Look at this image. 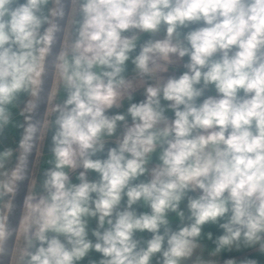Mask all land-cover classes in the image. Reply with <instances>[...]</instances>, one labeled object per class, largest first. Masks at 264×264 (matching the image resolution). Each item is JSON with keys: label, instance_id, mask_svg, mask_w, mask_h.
<instances>
[{"label": "clouds", "instance_id": "1", "mask_svg": "<svg viewBox=\"0 0 264 264\" xmlns=\"http://www.w3.org/2000/svg\"><path fill=\"white\" fill-rule=\"evenodd\" d=\"M16 2L0 0V132L10 123L9 106L21 92L32 97L25 112L37 107L47 58L60 31L56 21L64 18L63 0H26L12 7ZM49 3L53 6L45 15ZM73 3H78L82 17L74 22L76 38L62 46L53 61V74H59L67 92L62 104L53 105L58 115L52 121L49 163L54 166L44 173V194L33 190L23 202L20 264H76L90 250L102 253L100 264H151L156 253H162L163 264H182L199 246L196 239L202 227L229 212L227 222L220 224L224 235L213 254L239 246L241 240L246 246L259 244L264 252V0ZM199 21L206 26L186 34L179 31ZM45 23L48 27L41 33ZM162 26L165 38L145 42L132 59L137 74L155 77L157 70L167 71L174 57L185 56L187 71L163 83L159 76L147 86L146 99L127 109L133 123L118 139V147L109 149L106 159H92L104 150L105 137L115 134L118 122L125 121L124 114L105 113L120 107L126 96L131 99L132 83L123 73L138 34H154ZM126 31L133 34L122 35ZM97 68L101 71H94ZM209 86L219 98L197 105ZM161 100L169 102L173 120L165 115ZM26 121L16 166L5 167L11 149L0 152V200L8 205L7 214L0 216V258L8 255L9 239L19 234V228L15 233L10 228L8 213L18 184L27 178L35 138L45 125L33 122L31 115ZM164 145L151 180L133 185L149 171L150 155ZM79 167L84 169L81 182L71 184L68 173ZM89 170L100 174L98 182L87 180ZM197 189L202 194L187 205L192 223L171 231L168 214L175 212L183 219L179 204L187 191ZM125 195L127 207L116 212L113 221ZM140 201L150 207V214L138 216L132 210ZM88 217H98L100 228L109 225L103 232H93L96 243L87 239ZM145 230L153 236L146 248L138 249L134 234ZM61 235L66 243L58 238Z\"/></svg>", "mask_w": 264, "mask_h": 264}, {"label": "crops", "instance_id": "2", "mask_svg": "<svg viewBox=\"0 0 264 264\" xmlns=\"http://www.w3.org/2000/svg\"><path fill=\"white\" fill-rule=\"evenodd\" d=\"M26 0H17L12 7L18 6V4L25 3ZM53 5L49 3L43 9V14L47 15L48 9H50ZM79 19H82L79 15V5L78 3H73L71 16L69 20V24L67 27L66 35L64 38L63 46L67 47L70 45L71 41L76 38L75 36V23ZM206 26L203 21H199L196 23L189 24L187 27L181 28L179 31L182 34H186L189 31H193L197 28ZM48 27L47 23L43 24L40 28V32L43 33L44 30ZM166 26H162L160 31L157 33H139L136 48L130 53V59L126 62L125 71L123 73L126 79H129L132 83V92L131 99L127 96L124 98L120 107L113 106L111 109L106 111V115L113 116L116 114H124L125 121L118 122L116 132L111 137H105V145L104 150L96 153L92 156V159H106L108 150L111 148L118 147V139L122 138L126 128L131 126L133 121L130 115L127 114V109L133 103H141L146 99L145 89L147 86L154 85L156 83L157 78L161 79V82H166L169 78H179L184 72L187 71L185 64L188 63L189 57L185 56L182 60H177L175 57L173 58L174 63L169 64L167 66V71L161 72L157 70L155 77L144 76L141 78L136 70L135 65L132 63V59L139 54L142 45L149 40H162L166 36ZM133 31H126L122 33L124 36H131ZM179 38V36L177 37ZM235 47L233 48V52L235 51ZM219 53L216 54L214 58H219ZM94 71H101L100 68L94 69ZM197 87H200L198 85ZM219 93L216 91L214 86H209L206 88L199 98L196 100V104H202L203 101L209 97L219 98ZM240 96H243V90L239 93ZM67 92L64 91L62 84L59 81V74L55 73L53 88L51 93V98L49 100V105L47 109V115L45 120V125L42 131L39 148L37 152V158L32 174V178L30 181L28 193L35 190L37 194H44L42 184L45 179L44 173L46 170L52 168L54 165L49 163L52 159V136L55 131V125H52V121L55 120L57 113H54L53 105L55 103H63V100L66 99ZM32 99L31 95L28 92H21L17 99L14 101L13 105L9 106V111L11 113L10 123L5 126L2 132H0V152H3L7 149H11L13 155L6 162V169H12L16 166L17 158L20 154L19 144L24 134V129L26 127L27 121L26 117L31 115L32 113L25 112V108L27 103ZM168 101L161 100V104L165 107V115L169 120H173L175 118L174 111L170 108H167ZM163 147L166 145L157 148V150L152 153L149 157V163L147 165L148 169L150 166L159 164V156L163 151ZM128 155V154H126ZM84 171V169H83ZM79 174L69 175L71 184H79L81 181L79 180ZM86 178L89 182H98L100 180V174L89 170L86 174ZM149 171L145 174L139 176L137 179L132 181L133 185L139 183H147L149 181ZM202 194L201 190L197 189L195 191L189 190L187 191L185 197L179 204V211H183L184 218L181 219L177 216L175 212H170L168 214V219L170 221L168 227L171 231H178L180 228L189 225L192 223L190 219V211L187 207L188 201L190 198H197ZM92 198H96V194H91ZM7 199V197H6ZM7 201L0 200V216L7 214ZM127 207V196L125 195L120 205L114 211L111 219L115 221L116 212L123 211ZM132 210L139 216L144 213H151V209L147 206L143 201L138 202L132 206ZM26 210L23 212V216ZM231 213L225 215V217L221 218L217 223H207L202 227V232L200 237L196 239L197 244L199 245L192 253V255L182 261V264H226L227 261L232 260L235 264H245L247 261H255L256 264H264V252L260 251V245L246 246L243 241L239 243V246H232L230 248H223L218 253H214L217 247V240L220 236L224 235V229L220 227V224L227 222ZM22 216V219H23ZM87 219V239L92 243L97 242L96 236L93 235V232L99 230L103 232L105 229L109 227L107 223H105L104 228H100L98 225V217H88ZM22 221V220H21ZM21 231L17 237L15 249L12 257L11 264H20L19 262V253L20 250L24 246V223L20 224ZM161 233H163L164 229L162 228ZM209 233L211 234V239H209ZM49 237L56 235L55 233H48ZM153 234L151 232L145 231H137L134 234V239L138 241V249L146 248L147 241L152 238ZM62 242L66 243L65 238L61 235L58 237ZM39 243L37 242V247ZM46 246V245H45ZM167 247L166 241L164 244V248ZM35 251V248L32 249ZM104 259L102 253H99L95 250H90L87 255L76 261V264H100V262ZM151 264H163V256L162 253H156L151 260Z\"/></svg>", "mask_w": 264, "mask_h": 264}, {"label": "water", "instance_id": "3", "mask_svg": "<svg viewBox=\"0 0 264 264\" xmlns=\"http://www.w3.org/2000/svg\"><path fill=\"white\" fill-rule=\"evenodd\" d=\"M63 7H64V18L63 19L57 18L56 22L60 26V31L56 34V41L52 46L51 55L47 58V69H46V74L43 78L42 91L40 93V98L37 103V107L31 114L33 122H37V121L44 122L46 120L47 109L50 100V98L48 100V96L50 94L51 97L54 76H55V74H53V61L55 59V56L60 52L63 46V42L66 35L67 27L70 20L71 10H72L71 0H63ZM42 131L35 138L34 147L32 149L31 154L28 156L27 178L18 184V189L16 191L15 197L13 198V202H12V210L10 213H8L9 226L14 233L16 230H18V228H20V224L24 212L23 202L28 194V189L37 158V152L39 148ZM16 240L17 238L15 237V235L11 239H9V241L7 242L8 255L0 258V264H11L14 251L12 254L11 252L13 249H15Z\"/></svg>", "mask_w": 264, "mask_h": 264}, {"label": "built area", "instance_id": "4", "mask_svg": "<svg viewBox=\"0 0 264 264\" xmlns=\"http://www.w3.org/2000/svg\"><path fill=\"white\" fill-rule=\"evenodd\" d=\"M71 16V15H70ZM158 164H155V165H152L149 167V179L151 180V169L155 168ZM83 171V168L82 167H79L77 169H75L74 171H70L68 174L69 175H74V174H77V173H80Z\"/></svg>", "mask_w": 264, "mask_h": 264}, {"label": "bare ground", "instance_id": "5", "mask_svg": "<svg viewBox=\"0 0 264 264\" xmlns=\"http://www.w3.org/2000/svg\"><path fill=\"white\" fill-rule=\"evenodd\" d=\"M51 98V97H50ZM20 231H21V227L19 228V233H20ZM19 235V234H18Z\"/></svg>", "mask_w": 264, "mask_h": 264}, {"label": "rangeland", "instance_id": "6", "mask_svg": "<svg viewBox=\"0 0 264 264\" xmlns=\"http://www.w3.org/2000/svg\"><path fill=\"white\" fill-rule=\"evenodd\" d=\"M65 42V41H64Z\"/></svg>", "mask_w": 264, "mask_h": 264}]
</instances>
